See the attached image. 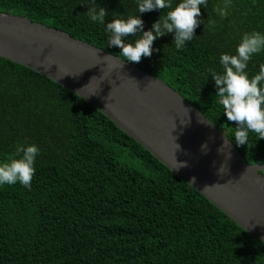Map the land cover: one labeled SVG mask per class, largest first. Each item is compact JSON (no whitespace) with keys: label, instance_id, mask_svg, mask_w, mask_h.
<instances>
[{"label":"trees","instance_id":"1","mask_svg":"<svg viewBox=\"0 0 264 264\" xmlns=\"http://www.w3.org/2000/svg\"><path fill=\"white\" fill-rule=\"evenodd\" d=\"M179 2L172 0L173 6ZM224 3L200 6L195 38L182 49L169 33L155 40L151 57L130 63L227 131L250 165L264 166V139L250 131L247 144L237 146V125L224 115L209 72H222L221 54H237L244 33L264 34V0H231L222 19L215 8ZM89 6L108 10L105 24L91 21ZM168 10L140 14L144 30ZM0 12L114 56L122 49L109 45L106 24L139 15L138 0H0ZM261 63L264 50L248 62L249 78ZM32 144L40 151L30 190L19 182L0 185V264H264L263 241L112 120L50 78L0 57V163L18 146Z\"/></svg>","mask_w":264,"mask_h":264},{"label":"water","instance_id":"2","mask_svg":"<svg viewBox=\"0 0 264 264\" xmlns=\"http://www.w3.org/2000/svg\"><path fill=\"white\" fill-rule=\"evenodd\" d=\"M113 56L61 30L0 12L1 58L50 78L91 104L264 242V166L250 165L230 140L219 152L227 131L179 92L126 60L122 67Z\"/></svg>","mask_w":264,"mask_h":264},{"label":"clouds","instance_id":"3","mask_svg":"<svg viewBox=\"0 0 264 264\" xmlns=\"http://www.w3.org/2000/svg\"><path fill=\"white\" fill-rule=\"evenodd\" d=\"M207 4L208 0H181L176 6H173L172 0H138L139 15H129L127 19L113 18L106 24V32L110 34L109 45L122 49L119 55L112 57V60L120 62L122 67V60L139 63L143 57L152 56L155 40L169 33L175 34L173 39L175 47L182 49L186 41L195 38V29L201 23L198 19L201 15L200 6L207 7ZM230 5L231 0H225L224 6H217L215 11L222 19L226 18ZM158 9L169 10L165 15H161L151 30L145 31L140 14ZM86 14L91 21L103 25L108 10L102 6H89ZM116 15L118 14L114 13V17ZM137 34L140 35L134 42H126L127 37H135ZM262 50L264 34L259 31L244 33L237 46V54H221L222 72L209 69L218 89L215 97L223 107L227 120L237 125L234 128L237 146L247 144L250 131L256 133L259 139H264V86H262L264 63L259 65V72L251 78L245 71L253 54ZM200 122L203 123V120ZM229 140L227 136L224 145L218 149L219 152L223 153L221 149ZM179 147L178 145V149ZM202 150L206 152L207 145L202 146ZM39 151L35 144L18 146L12 158L0 163V185L19 182L30 190L35 174V158ZM222 168L223 165L218 169V174Z\"/></svg>","mask_w":264,"mask_h":264}]
</instances>
